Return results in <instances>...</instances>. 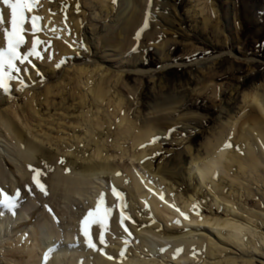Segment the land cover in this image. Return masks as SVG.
<instances>
[{"label": "bare ground", "instance_id": "6f19581e", "mask_svg": "<svg viewBox=\"0 0 264 264\" xmlns=\"http://www.w3.org/2000/svg\"><path fill=\"white\" fill-rule=\"evenodd\" d=\"M156 1L91 0V3L98 6V13L104 14V18L113 14L105 32H117L109 42L123 47L127 45V39L126 36L121 39L122 35L129 37L132 32H142V36L151 38L152 32H157L146 22L143 12L154 11L160 4L161 11L155 10V13L164 19L171 17V10L166 7L173 9V5L166 0L164 3ZM66 2L74 6L77 0ZM212 8H209V15L214 17L216 13ZM0 10L4 11V27L10 28L7 24L9 10L2 0ZM64 12L70 18V27H67L79 34L84 14L75 15L61 6H53L49 13L45 6L34 4L30 15L42 17L38 21L41 30L33 35L30 25H25L29 31L24 34L26 42L22 50L30 48L34 39L42 41L38 50L46 58L45 66L55 64L70 51L65 46L67 43L51 37L60 33L56 29L64 24L61 22ZM203 22L207 27L208 18ZM217 25L218 22L214 27ZM6 47L5 34L0 29V49ZM174 64L168 62L164 67ZM25 67H28V73L25 74L21 67V79L17 81H34V70L30 65ZM40 68L53 73L47 66ZM131 71L145 73L137 67ZM86 74L88 70L84 67L76 71L77 105L82 110L76 121L81 136H73L69 143L51 137L38 123L31 125L39 116L34 97L28 98L19 115L11 110L9 99L17 89V81L11 82L10 93L0 90V147L12 165V173L4 172L0 167V189L13 197L16 205L7 208L0 204V258L6 256L11 261L17 260L15 264H235L226 252L227 247L236 249L243 257L264 252V236L257 230L258 224L264 226V207L249 210L241 203L243 196H252V187H264V91L255 87L244 92L235 116L219 123L204 142L202 152L194 154L192 147L186 144L184 151L190 160L185 171L159 166L153 172L152 160L146 161V155L159 149V136L167 138L160 119L139 122L123 111L119 123L114 125L116 132L112 136L109 133L111 123L125 100L111 91L108 84L103 85L102 77L97 80L92 76L86 79V88L80 96L81 81ZM50 86L45 93L50 92ZM219 88L208 85L202 91L209 92L210 99L217 100L221 93ZM69 97L75 100L73 96ZM106 100L114 109L112 113L106 111L102 114L100 108ZM169 105L170 102L166 101L160 110L170 109ZM95 107L98 110L93 112ZM201 119L200 115L189 116V120L195 122ZM72 133H76V129ZM110 136L114 138L112 143L109 142ZM149 141L154 143L149 145ZM70 143L74 145L73 150L68 145ZM125 143L127 148H124ZM46 144L54 146L55 151L47 149ZM60 153L63 157L59 156ZM32 168H41L46 173L41 179L46 185L47 196L36 192L32 185ZM24 185H32L34 194L20 202V196L17 198L15 194L18 189L21 193ZM113 186L119 190L118 199L112 192ZM184 186L191 188L190 196L183 193ZM207 199L221 211L222 217L213 213L209 217L200 215V206ZM56 200L63 207L61 212L54 213V219L45 205H53ZM40 201H43L42 208L35 221L15 230V225L26 221L31 209ZM75 204L85 212L73 211ZM90 211L92 216L82 224V219ZM121 213L125 217L123 226ZM143 219H149L148 224L153 227L147 226ZM93 221L97 223L89 228ZM160 225L162 228L159 229ZM82 226L89 228V239L95 241V247L87 246ZM124 227L129 229L128 233ZM156 228L159 230L155 231ZM101 232L105 236L104 245L99 243ZM109 256L112 259H108ZM245 262L252 264L250 259Z\"/></svg>", "mask_w": 264, "mask_h": 264}, {"label": "rangeland", "instance_id": "374dc122", "mask_svg": "<svg viewBox=\"0 0 264 264\" xmlns=\"http://www.w3.org/2000/svg\"><path fill=\"white\" fill-rule=\"evenodd\" d=\"M66 1L68 0H37V3L40 7L49 9V13L53 6H61L75 15L84 14L79 34L70 31V18L64 12L61 18L64 24L57 28L56 32L65 35L59 33L51 36L67 43L65 46L70 51L65 52L55 64L46 65L53 73L40 68L46 67V58L33 59L35 68H31L35 72L34 81H17V89L11 93V100L9 99L11 110L19 115L26 107L28 98L34 97L39 116L31 125L40 124L42 131L51 137L62 138L65 143H69L73 136H81V129L76 120L82 110L77 105L79 101L76 98L75 80L76 71L80 67L88 70V74L81 81L80 96H83V90L86 88V79L92 76L97 80L102 77V84H108L111 91H115L125 100L126 105L124 104L120 113L115 116L112 126H109L112 136L116 132L114 125L119 123V116L123 111L130 117L137 118L139 122L160 119L162 131L167 138L159 136V149L146 155V161L152 160L153 172L157 171L159 166H167V170L185 171L190 160L184 151L186 144L192 147L194 154L202 152L204 142L219 123L227 122L230 117L235 116L244 92L255 87L264 91V0H166L169 5H173L174 11L171 7H166L171 10L172 18L164 19L155 13V10L161 11L160 4H157L154 11L143 12L146 22L157 32H152L153 38L142 36V32H132L129 37L122 35L121 39L123 36L127 39V45L123 47L113 46L109 42L110 37L117 36V32H105L110 20H113V14L104 18L105 15L98 13V6L92 5L91 0H77L74 6ZM209 8L215 11L214 17L209 15ZM206 18L207 27L203 22ZM217 22L218 27L215 28ZM77 35L79 37L76 40ZM167 61L175 64L164 67ZM133 67L145 73H134L131 71ZM97 69L99 72H95ZM91 71H94V74ZM118 75L120 78H117ZM5 80L7 81V76ZM208 85L221 88L219 99H210L209 92L202 91ZM49 86L52 88L47 94L45 90ZM199 91L202 93L199 94ZM70 95L75 100L70 98ZM166 101L170 102V109L160 110V106ZM103 102L100 112L112 113L114 107L108 104L107 100ZM97 110L96 107L92 108L93 112ZM192 114L200 115L201 121L189 120ZM179 118L181 120L177 122ZM71 127L74 128L71 130ZM74 129L76 133H72ZM112 136L109 137L110 143L114 141ZM153 143L149 141L148 144ZM127 144L125 143L124 148H127ZM68 145L71 150L74 149L73 143ZM45 147L50 151L54 150V146L49 147L46 144ZM59 156L63 157L61 153ZM7 157L0 147V167L2 171L12 173V165ZM26 186H21L20 202L32 196ZM183 190L187 196L191 195V188L184 186ZM251 193V197H242V206L249 210L264 207V187H252ZM42 203L43 201L37 203L29 212L28 219L18 222L14 229L34 222ZM54 204L49 205L53 212H61V202L56 200ZM200 208V215L203 217H209L211 213L216 217L223 216L209 199ZM73 211L78 214L85 212L77 204ZM135 220L139 221V218ZM146 220L143 219L142 222H147V226L153 227L148 224L149 219ZM82 221L84 224L85 218ZM160 227L162 228V225L159 229ZM159 229L156 228L155 231ZM257 230L264 236V226L258 224ZM226 250L235 260V264H251L245 262L249 259L252 264H264L263 251L254 256L243 257L232 247H227ZM16 261H11V258L6 256L0 258V264H15Z\"/></svg>", "mask_w": 264, "mask_h": 264}, {"label": "snow or ice", "instance_id": "6c2138e0", "mask_svg": "<svg viewBox=\"0 0 264 264\" xmlns=\"http://www.w3.org/2000/svg\"><path fill=\"white\" fill-rule=\"evenodd\" d=\"M4 6H6L7 10H9V19L7 20V24L10 25V28L5 26V16L4 11L0 10V29H3L5 34V39L7 41V47L5 49H0V90H3L5 93L11 92V82L20 80V72L21 67H23V71L25 74L28 73V67L25 65H30L35 68V64L32 63L33 59L40 60L42 59V52L38 50V45L42 44V41L34 39L31 43V47L22 50L23 46H25V33L29 31V29L25 28V25H30V30L35 35L37 31L41 29L38 28V21L42 19V17L38 15H30L33 12V5L37 3V0H2ZM18 62V63H17ZM59 67V65H57ZM15 74V75H13ZM37 74L40 75L39 70H37ZM7 76V82L5 77ZM60 163H64V159L61 158ZM33 177H32V185L35 186L37 191H40L45 196L48 195L46 190V185L43 183L41 179L42 176L46 175L43 169L41 168H32ZM32 185L26 186V190L29 194H34L32 190ZM112 192L114 196L118 199L119 190L114 186L112 188ZM21 195L20 190L18 189L15 196L18 198ZM0 204L4 205L7 208L15 207V199L9 194L5 193L2 189H0ZM163 199V196H161ZM48 212L53 215L55 219V214L53 210L45 205ZM92 216V212L90 211L88 215L85 217V221L88 220V217ZM124 215L121 213L120 223L123 226L124 224ZM130 219V217H128ZM134 222V221H133ZM97 221H93L90 227H94ZM89 228H85L82 226L81 232L85 237V242L89 248H93L96 246L95 241L89 239ZM124 231L126 233L129 232L127 227H124ZM130 235V233H129ZM99 243L101 245L105 244V236L103 232H101L99 236ZM120 255H124L123 252ZM108 259H112L111 256Z\"/></svg>", "mask_w": 264, "mask_h": 264}]
</instances>
